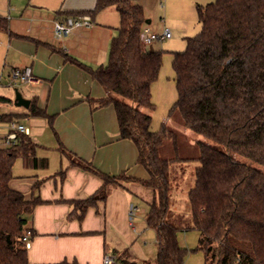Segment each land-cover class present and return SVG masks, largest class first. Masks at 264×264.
I'll return each instance as SVG.
<instances>
[{
    "label": "trees",
    "instance_id": "1",
    "mask_svg": "<svg viewBox=\"0 0 264 264\" xmlns=\"http://www.w3.org/2000/svg\"><path fill=\"white\" fill-rule=\"evenodd\" d=\"M111 7L120 16L119 34L112 41L109 63L92 72L107 93L96 102L99 107L114 106L120 137L136 145L138 163L149 178L111 176L91 163L74 161L103 183L92 196L70 202V217L82 221L90 208L107 200L113 188L138 184L154 193L147 224L156 232L158 253L149 264H184L188 250L180 245L178 234L185 230L199 232L198 249L205 264H264V172L237 158L264 167V0L198 4L202 30L188 38L184 52L174 53L178 91L174 109L187 129L224 147L200 143L201 167L189 193L191 223L170 209L172 161L160 156L164 142L176 136L166 125L160 132L151 130L152 85L160 74L163 52L141 43L148 20L144 7L134 0H97L94 10L78 15L94 16ZM5 22L0 18V28L6 29ZM30 112L48 118L53 127V117L34 102ZM37 148L25 133H19L13 145L0 148V264H31L22 237L35 208L45 202L36 195L27 199L10 183L18 159L27 167L48 166L46 158L37 156ZM112 252L115 264H137L129 248Z\"/></svg>",
    "mask_w": 264,
    "mask_h": 264
},
{
    "label": "crops",
    "instance_id": "2",
    "mask_svg": "<svg viewBox=\"0 0 264 264\" xmlns=\"http://www.w3.org/2000/svg\"><path fill=\"white\" fill-rule=\"evenodd\" d=\"M96 4L97 0H0V18L6 21V29L0 28V126L6 125L4 141L12 123H19L37 143V156L48 161L46 168H33L18 159L10 183L27 199L36 195L45 202L35 208L26 226L33 233L28 248L31 264L65 260L103 264L108 251L130 247L133 254L135 249L129 217L131 208L136 207L128 191L132 185L143 193L138 184L113 188L107 200L90 208L82 221L70 217V202L92 196L103 183L74 161L91 163L111 176L125 173L149 178L138 163L136 145L120 137L114 106L99 107L96 102L107 93L92 72L109 63L119 27L114 29L96 14L91 16V27L74 28L60 39L54 35L56 22L92 11ZM149 24L146 26L150 29ZM16 69L31 70L36 82L19 84L31 104L53 117V127L48 118L32 115L30 107L13 104L16 87L12 73ZM31 118L45 120L41 131L31 125ZM37 183L40 186L35 191Z\"/></svg>",
    "mask_w": 264,
    "mask_h": 264
},
{
    "label": "rangeland",
    "instance_id": "3",
    "mask_svg": "<svg viewBox=\"0 0 264 264\" xmlns=\"http://www.w3.org/2000/svg\"><path fill=\"white\" fill-rule=\"evenodd\" d=\"M134 1L144 7L146 17L151 21L148 26L152 33L161 35L164 30L168 29L172 34L171 38L157 40L152 45L154 50L163 52V65L158 79L152 85V102L155 108L152 111L153 122L151 130L153 132H160L163 125H166L176 136V138H170L164 142L160 148V156L163 159L172 161L169 174L171 182L169 191L170 209L176 214L183 215L186 221L191 223L189 193L195 186L196 171L201 167L199 161L200 143H210L220 148L224 147L187 129L180 112L174 109L178 100V91L173 62L174 53L184 52L188 46V38L197 36L202 30L197 5H206L212 0ZM98 15L104 17L107 24L114 29L117 30L120 26V16L116 8L99 12ZM16 88L25 97V91L20 84ZM145 111L147 112V110ZM31 120V125L34 123V127H38L39 131H41L43 123L46 124L45 120L42 119L31 118ZM22 122L29 123L25 120H22ZM5 128L6 125L0 126V148L6 145L4 141V136L6 135ZM237 158L241 162L264 172L263 166L241 156ZM53 162L52 156L51 163ZM18 165L21 168L23 167L21 164ZM22 169L25 168L23 167ZM132 187L130 185L128 191L136 207L134 213L129 217L136 239L132 255L137 264H149L148 262L152 263L155 260L158 253L156 232L147 224V215L154 198V193L152 190L142 188V186L140 189H143V193ZM199 238L200 234L197 230L179 232V243L183 248L188 250L184 264H205L204 253L198 249ZM127 248L131 249L130 247Z\"/></svg>",
    "mask_w": 264,
    "mask_h": 264
},
{
    "label": "built area",
    "instance_id": "4",
    "mask_svg": "<svg viewBox=\"0 0 264 264\" xmlns=\"http://www.w3.org/2000/svg\"><path fill=\"white\" fill-rule=\"evenodd\" d=\"M92 20L90 15H81L77 17L68 18L64 22H56L54 26V35L56 39H60L64 36H67L74 28L78 27H91ZM172 37L171 31L166 29L163 31L161 35L152 33L151 30L145 26L141 33V43L144 48L151 47L155 41L157 40H165ZM13 77V86L16 87L19 83H34L36 82L33 78L30 69H16L12 73ZM19 133L29 134L28 129H26L23 125L12 123V131L6 138V144L8 146L13 145L17 141V136ZM135 208H131L130 215L134 213ZM33 237V233L31 230H26L22 240L25 243L27 248L31 246V238ZM116 257L112 251H108L103 259V264H115Z\"/></svg>",
    "mask_w": 264,
    "mask_h": 264
},
{
    "label": "water",
    "instance_id": "5",
    "mask_svg": "<svg viewBox=\"0 0 264 264\" xmlns=\"http://www.w3.org/2000/svg\"><path fill=\"white\" fill-rule=\"evenodd\" d=\"M146 24H149V20L146 21ZM150 50H153V47H150ZM15 106L17 107H23L25 109H29L31 101L26 99L23 94L18 90L15 89V100H14Z\"/></svg>",
    "mask_w": 264,
    "mask_h": 264
}]
</instances>
